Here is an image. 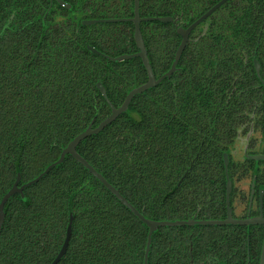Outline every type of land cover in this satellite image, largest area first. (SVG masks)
<instances>
[{"label":"trees","instance_id":"16d2710c","mask_svg":"<svg viewBox=\"0 0 264 264\" xmlns=\"http://www.w3.org/2000/svg\"><path fill=\"white\" fill-rule=\"evenodd\" d=\"M61 1L69 8L52 0H0V202L18 176V186L33 180L72 139L110 115L98 84L118 108L147 82L139 58L108 59L137 52L131 22L83 24L130 19L133 0ZM174 6V0H139V15L174 18ZM140 31L158 79L169 71L180 38L172 24L159 21L141 22ZM226 37L228 52H236L239 36ZM199 43H188L170 78L136 95L126 112L76 147L149 220H185L196 211L191 199H201L200 188L188 179L205 184L209 166L215 175L221 159L219 135L205 130L208 119L220 123L227 116L229 123L234 116L230 107L217 113L214 105L224 100L216 84L222 66L212 60L220 53L208 50L207 36ZM4 214L0 264H51L71 217L70 239L56 264H143L148 228L69 155L23 197H11ZM185 229L158 228L147 264L171 257Z\"/></svg>","mask_w":264,"mask_h":264},{"label":"flooded vegetation","instance_id":"af4514ba","mask_svg":"<svg viewBox=\"0 0 264 264\" xmlns=\"http://www.w3.org/2000/svg\"><path fill=\"white\" fill-rule=\"evenodd\" d=\"M174 1L176 17L156 18L172 19L161 23L173 25L180 38L179 45L182 37L178 30L190 28L182 54L188 43L199 46L203 37H209L208 50L220 53V56L214 54V65L221 63L222 66L220 74H216L220 75L216 84L224 100L214 101L216 112L224 113L230 107L234 116L229 123L227 116L220 123H214L216 118L208 119L205 130L209 136L212 132L219 135L221 159L215 175L209 166L210 176L205 184L193 181V176L188 179L193 185L197 182L201 199L192 198L194 205H198L196 211L189 218L177 221L194 224L173 226L187 230L178 232V244L171 257L162 255L161 263L172 259L173 264H261L264 249V0ZM230 32L241 41L236 52L227 50L230 39L226 36ZM185 174L186 171L177 185Z\"/></svg>","mask_w":264,"mask_h":264},{"label":"water","instance_id":"95a60500","mask_svg":"<svg viewBox=\"0 0 264 264\" xmlns=\"http://www.w3.org/2000/svg\"><path fill=\"white\" fill-rule=\"evenodd\" d=\"M56 1L60 6H64L65 8H69V6L65 5L61 0H52ZM133 18L130 19H111V20H91V21H85V25H94L97 23H119V22H131L134 25V42L135 45L138 49V52L134 55L131 56H121L116 59L108 58L111 61H122V60H127L130 58H140L143 67L145 68V71L147 73V82L139 87H136L132 89L127 96L125 97L122 105L118 108L113 107L109 101L106 98V92L104 88L102 87L101 84L97 85L98 91L100 92L101 96L107 101V104L109 105L111 109V114L103 121L101 122L97 127L92 128L89 126L84 130L82 133L78 134L74 139H72L67 146L62 150L61 154L59 155V158L48 165L43 172H41L36 178L33 180H30L29 182L18 186L19 182V176L17 177L16 182L13 184L12 188L3 196L1 202H0V230L2 228L3 222H4V207L7 201L13 197L14 195H20L23 197V191L25 188L30 187L36 183H38L46 174L49 173L50 170H52L54 167L60 165L65 156L69 155L71 156L76 162H78L83 168H85L89 174L94 177L96 180H98L106 190H108L126 209H128L140 222H142L147 228H148V234H147V241H146V247H145V253H144V259H143V264H147V259H148V252L150 249V244H151V235L159 228V227H167V226H184V225H192L194 224L193 222H163V221H154V220H149L145 218L143 215H141L128 201L112 186L110 185L104 177L97 173L90 164L86 160H84L77 152H76V147L80 144L81 141H83L85 138L90 137L92 135H96L100 133L106 126L110 125L118 116L126 112L129 103L131 100L136 96L139 95L155 86H157L159 83H161L164 79L170 78V76L174 73L176 65L180 59V56L182 54V51L185 46V42L187 39V34L190 31V28L188 30H178V33L182 37L181 44L179 45L173 63L169 69V71L161 76L160 78L156 79L155 76L153 75L152 69L150 62L148 60L147 52L144 46V42L142 39L141 31H140V23L143 21H150V20H159L160 22H171V18H146V19H141L139 16V0H134V11H133ZM1 37V35H0ZM89 50L94 53L98 54V52L93 49L89 48ZM211 222H202V224H210ZM71 224H72V217L70 218L67 232H66V239L63 243V246L61 250L59 251L58 255L55 257V259L52 261L51 264H56L59 259L64 255L65 250L67 248L69 239H70V234H71ZM261 264H264V249H263V254H262V260Z\"/></svg>","mask_w":264,"mask_h":264}]
</instances>
